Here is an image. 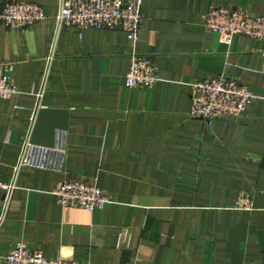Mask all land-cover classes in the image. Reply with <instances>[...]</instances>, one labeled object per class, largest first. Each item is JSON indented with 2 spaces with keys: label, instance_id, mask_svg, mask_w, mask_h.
I'll list each match as a JSON object with an SVG mask.
<instances>
[{
  "label": "crops",
  "instance_id": "0c3cea01",
  "mask_svg": "<svg viewBox=\"0 0 264 264\" xmlns=\"http://www.w3.org/2000/svg\"><path fill=\"white\" fill-rule=\"evenodd\" d=\"M9 1L46 17L23 30L0 20V65L17 90L0 100V181L16 185L0 203V264L17 242L88 264H264V39L224 43L204 25L212 6L264 15V0H143L135 43L59 27V0H0V10ZM132 53L153 61L151 88L125 85ZM218 77L254 100L206 125L189 114L191 84ZM59 133L61 171H16L26 137L52 148ZM65 179L97 185L111 203L62 207L53 190ZM243 191L251 210L235 208Z\"/></svg>",
  "mask_w": 264,
  "mask_h": 264
},
{
  "label": "built area",
  "instance_id": "2783aa9c",
  "mask_svg": "<svg viewBox=\"0 0 264 264\" xmlns=\"http://www.w3.org/2000/svg\"><path fill=\"white\" fill-rule=\"evenodd\" d=\"M143 0H59L56 16L59 27H72L79 31L87 29L121 31L131 43L137 40L142 27ZM46 17L44 9L31 2L9 1L0 10V20L10 29H26ZM204 25L219 40L229 43L234 36L243 35L264 39V15L224 5L208 9ZM264 74V64L261 68ZM159 77L150 57L138 53L131 54V61L125 74L127 87L151 88ZM191 106L189 114L212 125L219 119H235L242 116L251 106L254 94L251 89L232 78H208L191 84ZM17 94L8 71L0 65V100ZM65 144L62 133L57 136L52 148L32 145L26 137L21 147L16 171L23 166L61 171ZM15 176L9 182L0 181L2 210L15 188ZM53 194L62 207L81 208L87 211L102 209L111 203L105 190L87 181L65 179L56 184ZM236 209L251 210L252 200L248 193H238ZM5 264H88L63 261L59 257L50 259L40 252L31 250L24 243L17 242L5 256Z\"/></svg>",
  "mask_w": 264,
  "mask_h": 264
}]
</instances>
